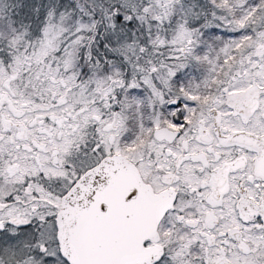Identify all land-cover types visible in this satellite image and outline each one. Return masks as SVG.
<instances>
[{
    "label": "snow or ice",
    "instance_id": "1",
    "mask_svg": "<svg viewBox=\"0 0 264 264\" xmlns=\"http://www.w3.org/2000/svg\"><path fill=\"white\" fill-rule=\"evenodd\" d=\"M0 264H264V0H0Z\"/></svg>",
    "mask_w": 264,
    "mask_h": 264
}]
</instances>
